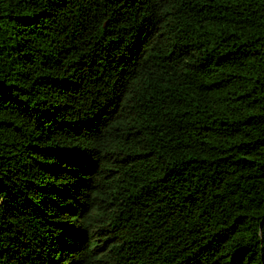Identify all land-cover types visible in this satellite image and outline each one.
Wrapping results in <instances>:
<instances>
[{
    "label": "trees",
    "instance_id": "1",
    "mask_svg": "<svg viewBox=\"0 0 264 264\" xmlns=\"http://www.w3.org/2000/svg\"><path fill=\"white\" fill-rule=\"evenodd\" d=\"M0 264H264V0H0Z\"/></svg>",
    "mask_w": 264,
    "mask_h": 264
}]
</instances>
